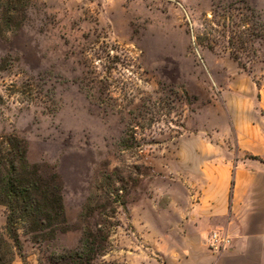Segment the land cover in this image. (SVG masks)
<instances>
[{
    "label": "rangeland",
    "instance_id": "1",
    "mask_svg": "<svg viewBox=\"0 0 264 264\" xmlns=\"http://www.w3.org/2000/svg\"><path fill=\"white\" fill-rule=\"evenodd\" d=\"M229 4L264 17V0H41L19 31L0 32V140L22 143L29 170L62 177L71 219L106 170L127 180L111 264H161L154 245L176 240L208 176L242 164L264 171V46L244 70L220 48L195 45L213 8ZM95 70L110 71L121 100L128 93L127 112L155 105L145 119L161 125L145 142L157 143L143 154L119 149L126 114L98 98ZM170 110L177 123L162 126ZM80 236H61L49 251ZM27 249L28 264H48L47 252Z\"/></svg>",
    "mask_w": 264,
    "mask_h": 264
},
{
    "label": "trees",
    "instance_id": "2",
    "mask_svg": "<svg viewBox=\"0 0 264 264\" xmlns=\"http://www.w3.org/2000/svg\"><path fill=\"white\" fill-rule=\"evenodd\" d=\"M40 2L0 0V32L19 31ZM232 6L213 8V16L204 21L202 32L195 37V45L210 51L220 48L247 70L260 60L264 46V17L253 7L236 9ZM120 59L118 54L114 56L116 61L112 62L115 64L112 70L118 67ZM108 72L95 70L92 89L96 90L98 98L107 108L119 109L126 114L127 125L120 138L119 149L143 154L149 144L157 143L156 140L145 142L146 138H150L145 132L161 125L158 121L153 124L150 118L145 119L151 116L154 120L155 105L144 102L127 112L128 106H123V103L128 100V93L123 94L126 96L122 100L119 98L122 94H118V88ZM173 115L171 110L163 114L162 126L177 123ZM29 169L22 143L12 138L1 139L0 208L5 210L6 223L4 226L0 223V264H13L17 259L28 264L27 248L30 245L48 253V264H111L105 258L114 251L112 237L123 227L118 215H128L131 199L130 188L122 173L118 169L106 170L95 181L77 218L71 219L62 177L54 171L50 172L53 175L50 180L37 165H33V170ZM75 231H79L81 236L74 248L49 251L61 236Z\"/></svg>",
    "mask_w": 264,
    "mask_h": 264
},
{
    "label": "crops",
    "instance_id": "3",
    "mask_svg": "<svg viewBox=\"0 0 264 264\" xmlns=\"http://www.w3.org/2000/svg\"><path fill=\"white\" fill-rule=\"evenodd\" d=\"M217 173L208 176L176 240L154 245L161 264H264V171L242 164ZM217 231L231 239L221 254L207 244Z\"/></svg>",
    "mask_w": 264,
    "mask_h": 264
},
{
    "label": "built area",
    "instance_id": "4",
    "mask_svg": "<svg viewBox=\"0 0 264 264\" xmlns=\"http://www.w3.org/2000/svg\"><path fill=\"white\" fill-rule=\"evenodd\" d=\"M208 247L215 253H223L230 248L231 239L224 233L214 232L207 240Z\"/></svg>",
    "mask_w": 264,
    "mask_h": 264
}]
</instances>
